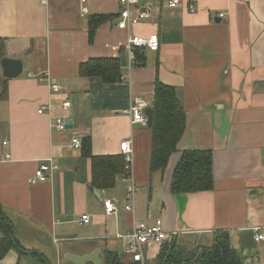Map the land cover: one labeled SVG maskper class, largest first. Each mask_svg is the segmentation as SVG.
<instances>
[{"label":"crops","instance_id":"0c3cea01","mask_svg":"<svg viewBox=\"0 0 264 264\" xmlns=\"http://www.w3.org/2000/svg\"><path fill=\"white\" fill-rule=\"evenodd\" d=\"M141 1L152 16L122 29L119 0H88L85 16L81 0H0L5 56L20 59L27 73L6 78L0 61V204L22 248H12L0 264H75L72 257L85 254L92 260L83 264H152L163 255L164 264H186L224 238L243 263L264 264V240L255 239L256 231L264 234V0H180L176 7ZM94 14L112 17L91 43ZM153 33L160 48L146 49L143 64L130 68L129 36ZM100 58L121 60L118 82L80 72L82 63ZM157 78L176 87L186 129L167 168L151 172V128L124 110L136 99L153 108ZM60 116L72 119L73 128L56 132L52 122ZM86 136L95 156L125 161L121 143L132 141V169L113 187L91 186L92 160L72 141ZM188 149L213 152L212 190L172 192ZM44 160L60 169L32 183ZM131 178L139 191L128 211ZM107 199L116 214L106 212ZM160 218L178 234L148 245L144 263L133 262L124 252L133 225Z\"/></svg>","mask_w":264,"mask_h":264},{"label":"trees","instance_id":"16d2710c","mask_svg":"<svg viewBox=\"0 0 264 264\" xmlns=\"http://www.w3.org/2000/svg\"><path fill=\"white\" fill-rule=\"evenodd\" d=\"M112 15L94 14L89 19V41L96 37L98 27ZM5 57V41L0 38V61ZM138 59L145 61L144 53H138ZM83 75L102 77L104 82H118L121 73V60L118 58L90 59L80 66ZM153 123L151 150V172L164 171L172 155L177 151L186 129V109L179 99L176 87L163 83L159 78L155 82L153 99ZM82 154L92 160L91 186L111 188L117 176L129 171L122 155L95 156L92 153L90 136L82 139ZM214 188V159L211 150H184L176 167L172 183V192L190 193L212 190ZM0 258L12 248H21L12 232V222L4 214L0 204ZM174 241V239H173ZM112 257V255H110ZM165 256L157 258L152 264H164ZM115 260V258L113 259ZM186 264H245L240 253L231 248L228 238L217 240L210 246H203L202 252L185 260ZM137 264V263H133Z\"/></svg>","mask_w":264,"mask_h":264},{"label":"built area","instance_id":"2783aa9c","mask_svg":"<svg viewBox=\"0 0 264 264\" xmlns=\"http://www.w3.org/2000/svg\"><path fill=\"white\" fill-rule=\"evenodd\" d=\"M46 2V0H43ZM86 2V0H82ZM139 0H120L121 4L124 6V10L122 11L123 20L120 22V27H126L129 24H133L138 22L140 19L146 18L149 16L150 12L147 9H141L137 16L131 15V8L133 5L138 3ZM179 0H173L171 2L172 6L177 5ZM192 10L194 8L192 7ZM83 13H86L87 7H83ZM223 16L224 14H220ZM149 47L152 50H156L159 46V39L156 34H152L149 37H142V36H131L129 38V67H134L136 62V54L135 48L136 47ZM40 81H43L44 78H39ZM54 90H58L59 86L57 84L53 85ZM69 102H65L63 104L64 108L69 107ZM148 105L147 101L138 100L134 104L131 105L129 109L124 110L125 113H129L133 115L134 121H140L144 124L147 122V116L144 114V108ZM45 107L40 108L38 111L42 113ZM53 129L56 132H63L66 129L67 123L63 117H58L53 120L52 122ZM5 144L7 141L4 142ZM74 143L76 146H79L80 141L78 139H74ZM122 152L125 154V159L128 162V166L132 162V147L130 141H123L121 143ZM1 158V155H0ZM58 169V165L55 164L53 161H46L43 162L36 170L33 178L32 183H36L38 181H45L49 175H52L55 170ZM137 187L135 185L134 180L131 178V183L128 188V200L132 203L126 206L127 210L133 209V202L135 200V195L137 192ZM105 207L107 212H115L116 207L114 203L110 200L105 202ZM81 220L85 223L90 221V216L88 214H84ZM130 237V241L126 245L125 254L133 261H143L144 260V247L145 245L151 242H161L164 240L168 233L166 232L163 221L161 219H157L153 224H149L147 222H138L133 225L132 231L128 235ZM255 239L257 241L264 240V234L259 231H256Z\"/></svg>","mask_w":264,"mask_h":264},{"label":"bare ground","instance_id":"6f19581e","mask_svg":"<svg viewBox=\"0 0 264 264\" xmlns=\"http://www.w3.org/2000/svg\"><path fill=\"white\" fill-rule=\"evenodd\" d=\"M173 0H167V2H168V4H169V6H171V7H176V6H178L179 4H180V0H179V2H178V4L177 5H175V6H172L171 5V2H172ZM81 2L83 3V5H82V9H83V7H87V12L86 13H83V11H82V15H86V14H88L89 13V8H88V6L86 5V2H88V0H86V2H83L82 0H81ZM141 0H139L138 1V3H136L135 5H133L132 6V8H131V15L132 16H137V14L139 13V11L141 10V9H147L149 12H150V14H149V16L148 17H146V18H143V19H148L149 17H151L152 16V10L149 8V5H148V3H144V4H141ZM119 3H120V6H121V9H120V13H119V16H120V19H118V22H117V26L119 27V28H122V29H127V28H129V25H127L126 27H120V22L123 20V15H122V11L124 10V6L121 4V2H120V0H119ZM190 7H191V10H192V7L194 8V10H195V7H194V5L193 4H191L190 5ZM194 10H192V11H194ZM143 19H140V20H143ZM153 34H156L157 36H158V39H159V46H158V48L156 49V50H152L151 48H149V47H146V46H143V47H136L135 48V54H136V62H137V64L134 66V67H136V66H140V65H142L143 64V61H140L139 59H138V53H144L145 52V50L146 49H149V50H152V51H157L159 48H160V37H159V35L157 34V33H153ZM152 34H150V35H148V36H144V35H137V34H132L131 36H142V37H149V36H151ZM131 36H129V38L131 37ZM129 38H128V46H129ZM128 46H127V52H128V61H127V63H128V66H129V51H128ZM134 67H132V68H134ZM23 69H24V67H23ZM23 73H24V71H23ZM22 73V74H23ZM21 74V75H22ZM42 78H44L45 79V77H42ZM54 84H56V83H54ZM54 84H52V87H53V85ZM58 86H59V89L61 88L60 87V85L59 84H57ZM54 89V88H53ZM58 89V90H59ZM57 91V90H56ZM138 100H141V99H136V101H138ZM135 101V102H136ZM144 101V100H143ZM65 102H69L70 104H69V107H67V108H64V106H63V104L65 103ZM65 102H63L62 103V108L64 109V110H68L69 108H70V106H71V102L70 101H65ZM150 106V103L148 102V105L144 108V114L147 116V122H146V124H144V123H142V122H140V121H134V117H133V115H131V114H129V113H125V114H129L130 116H131V118H132V121L134 122V123H142V124H144V125H148V122H149V117H148V114H147V109L148 108H151V107H149ZM148 107V108H147ZM147 108V109H146ZM153 109V108H152ZM126 110V109H125ZM146 110V111H145ZM60 117H63L64 119H65V121H66V123H67V126H66V129L64 130V131H66L67 129H68V126L70 125V123L67 121V119L64 117V116H60ZM63 131V132H64ZM74 139H78L79 141H80V144H79V146H76L75 145V143H74ZM5 141H7V143L5 144L4 142ZM3 143L5 144V145H7L8 144V140H5ZM73 145L76 147V148H80L81 146H82V140L80 139V137H74L73 138ZM125 141H130V140H125ZM130 143H131V147H132V141H130ZM122 150V149H121ZM1 155V158H2V154H0ZM125 155V154H124ZM7 157H9V155L7 154ZM46 161H50V160H44L43 162H46ZM51 161H53V160H51ZM43 162H41L40 163V165L43 163ZM54 162V161H53ZM55 164H57L56 162H54ZM39 165V166H40ZM58 165V169L57 170H55V172H57L59 169H60V167H59V164H57ZM132 162L130 163V166H128V162L126 161V168L130 171L131 169H132ZM54 173V172H53ZM52 175H49V177L45 180V181H47L50 177H51ZM33 178V177H32ZM32 180V179H31ZM45 181H38V182H45ZM136 185V184H135ZM137 187V186H136ZM137 192L139 191V188L137 187ZM136 192V193H137ZM128 194V193H127ZM135 197H136V195H135ZM107 200H110V199H107ZM107 200H105L104 201V207H105V202L107 201ZM127 200H128V197H127ZM110 201H112L113 203H114V205H115V207H116V211L115 212H111V213H109V212H107V210H106V207H105V210H106V212L107 213H109V214H116L117 213V206H116V204H115V202L113 201V200H110ZM134 202H135V200H134ZM134 202H133V208H134ZM132 202L130 201V200H128V204H131ZM127 204V205H128ZM126 205V206H127ZM126 210H127V208H126ZM128 211H133V209L132 210H128ZM89 216H90V214H88ZM161 219V218H160ZM162 220V219H161ZM82 221V220H81ZM90 221H91V216H90ZM89 221V222H90ZM163 221V220H162ZM83 222V221H82ZM88 222V223H89ZM141 222H143V221H141ZM144 222H146V221H144ZM83 223H85V222H83ZM88 223H86V224H88ZM148 223V222H147ZM163 226H164V222H163ZM164 228H165V226H164ZM165 230H166V232L168 233V236H170L172 233H176V232H168V230L165 228ZM260 232V231H259ZM263 234V233H262ZM129 235V234H128ZM127 235V236H128ZM168 236L164 239V240H166L167 238H168ZM128 238H129V241H130V237L128 236ZM164 240H162L161 242H163ZM128 241V242H129ZM260 241V240H259ZM152 243H160V242H151V243H149V244H147V245H145V249H144V260L143 261H133V262H142V263H144L145 262V260H146V248H147V246L148 245H150V244H152ZM128 244V243H127ZM126 248V247H125ZM124 252H125V249H124ZM83 264V263H82Z\"/></svg>","mask_w":264,"mask_h":264},{"label":"water","instance_id":"95a60500","mask_svg":"<svg viewBox=\"0 0 264 264\" xmlns=\"http://www.w3.org/2000/svg\"><path fill=\"white\" fill-rule=\"evenodd\" d=\"M123 63H125V60H123ZM1 66L3 69V75L6 78H17L24 71L23 63L20 59L11 58V57H7V56L2 58ZM146 112H147L148 117H149L148 124H149V126H151L153 123L154 110L152 108H148ZM67 121L69 123H72V119H67ZM68 128L69 129L73 128V124H70L68 126ZM182 153H183V151H182ZM89 257H92V254L81 255V256H78L77 258L72 257V262H74L75 264L86 263L87 261L92 260V259H88ZM94 263L95 264H103L102 261H100V262L94 261Z\"/></svg>","mask_w":264,"mask_h":264},{"label":"rangeland","instance_id":"374dc122","mask_svg":"<svg viewBox=\"0 0 264 264\" xmlns=\"http://www.w3.org/2000/svg\"><path fill=\"white\" fill-rule=\"evenodd\" d=\"M25 72H27V70H26ZM26 74H27V73H24L22 76L25 78V77H27ZM176 233L178 234L177 231H176ZM176 233H172V234L175 235ZM145 261H146V260H145Z\"/></svg>","mask_w":264,"mask_h":264}]
</instances>
